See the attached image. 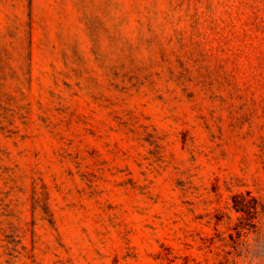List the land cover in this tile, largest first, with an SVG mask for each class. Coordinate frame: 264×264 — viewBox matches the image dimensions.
<instances>
[{
    "label": "rangeland",
    "instance_id": "1",
    "mask_svg": "<svg viewBox=\"0 0 264 264\" xmlns=\"http://www.w3.org/2000/svg\"><path fill=\"white\" fill-rule=\"evenodd\" d=\"M0 264H264V0H0Z\"/></svg>",
    "mask_w": 264,
    "mask_h": 264
}]
</instances>
